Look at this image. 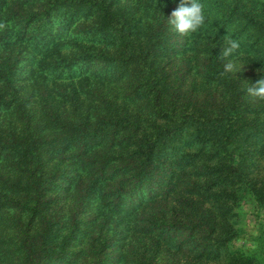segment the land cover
<instances>
[{"label":"trees","instance_id":"16d2710c","mask_svg":"<svg viewBox=\"0 0 264 264\" xmlns=\"http://www.w3.org/2000/svg\"><path fill=\"white\" fill-rule=\"evenodd\" d=\"M200 2L180 35L179 0H0V264H264V0Z\"/></svg>","mask_w":264,"mask_h":264},{"label":"clouds","instance_id":"9594fccd","mask_svg":"<svg viewBox=\"0 0 264 264\" xmlns=\"http://www.w3.org/2000/svg\"><path fill=\"white\" fill-rule=\"evenodd\" d=\"M206 22L204 5L200 0H179L177 8L167 19L169 26L180 35H190L199 31ZM241 48L238 40L224 37L221 47V57L227 63L223 65V74L236 75L243 68L235 63V54ZM247 94L255 99L264 100V69L260 71L259 79L247 88Z\"/></svg>","mask_w":264,"mask_h":264},{"label":"rangeland","instance_id":"374dc122","mask_svg":"<svg viewBox=\"0 0 264 264\" xmlns=\"http://www.w3.org/2000/svg\"><path fill=\"white\" fill-rule=\"evenodd\" d=\"M255 175V177L259 180H262L264 178V154L262 156V159H259L258 161ZM237 214L238 216L236 217V221L237 228L240 230V237H238L234 242L233 249L242 253H248L250 251L257 250V238L260 234V225L263 224L262 215L264 216V214L262 213V210H260L258 203L251 196H249L243 199L241 205L237 208ZM139 237L140 235L138 234L137 230H132L131 228V230L126 235V238L118 242V247H123V249H120L123 256L129 255L127 253V251L129 250L143 249L141 240L144 239H140ZM147 241L149 242L148 239ZM114 252L115 258L108 264H117V252ZM214 264H223V262H217Z\"/></svg>","mask_w":264,"mask_h":264}]
</instances>
